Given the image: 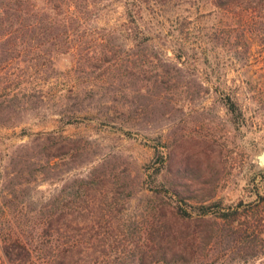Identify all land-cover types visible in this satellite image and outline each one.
<instances>
[{
  "label": "rangeland",
  "instance_id": "rangeland-1",
  "mask_svg": "<svg viewBox=\"0 0 264 264\" xmlns=\"http://www.w3.org/2000/svg\"><path fill=\"white\" fill-rule=\"evenodd\" d=\"M92 2L75 41L94 55L51 62L27 35L2 59L0 44V103L16 95L0 104V203L12 184L13 202H48L92 169L98 183L78 202H111L135 227L161 204L264 202L261 14L248 20L241 0ZM227 238L209 244L206 264H264L242 262Z\"/></svg>",
  "mask_w": 264,
  "mask_h": 264
},
{
  "label": "trees",
  "instance_id": "trees-1",
  "mask_svg": "<svg viewBox=\"0 0 264 264\" xmlns=\"http://www.w3.org/2000/svg\"><path fill=\"white\" fill-rule=\"evenodd\" d=\"M92 1L0 0V44L6 49L2 59L10 57L11 42L27 35L51 62L59 52L94 55L75 41L97 10ZM243 6L248 20L257 19L259 12L264 24V0H241ZM261 31L264 36V25ZM227 103L234 110L235 102ZM40 146L32 145L37 151ZM23 177L19 169L14 178ZM98 177L96 169L77 175L48 202H13L18 188L9 186V201L0 203V264H206L209 244L223 235L241 244L242 262L264 256V202H200L191 210L179 203L161 204L156 220L135 227L134 220L116 218L111 202H78L91 194Z\"/></svg>",
  "mask_w": 264,
  "mask_h": 264
},
{
  "label": "water",
  "instance_id": "water-1",
  "mask_svg": "<svg viewBox=\"0 0 264 264\" xmlns=\"http://www.w3.org/2000/svg\"><path fill=\"white\" fill-rule=\"evenodd\" d=\"M256 159L259 162V164L264 165V149H262L257 155Z\"/></svg>",
  "mask_w": 264,
  "mask_h": 264
}]
</instances>
